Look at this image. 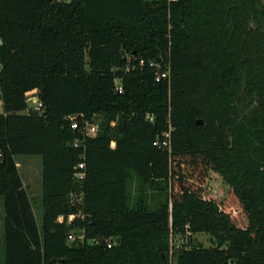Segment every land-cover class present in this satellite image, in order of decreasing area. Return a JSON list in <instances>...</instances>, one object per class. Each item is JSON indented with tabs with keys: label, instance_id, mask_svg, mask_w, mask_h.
<instances>
[{
	"label": "trees",
	"instance_id": "obj_1",
	"mask_svg": "<svg viewBox=\"0 0 264 264\" xmlns=\"http://www.w3.org/2000/svg\"><path fill=\"white\" fill-rule=\"evenodd\" d=\"M0 99V264H264V0H0Z\"/></svg>",
	"mask_w": 264,
	"mask_h": 264
},
{
	"label": "rangeland",
	"instance_id": "obj_2",
	"mask_svg": "<svg viewBox=\"0 0 264 264\" xmlns=\"http://www.w3.org/2000/svg\"><path fill=\"white\" fill-rule=\"evenodd\" d=\"M31 106L35 104L32 101H29ZM4 112L3 102L0 99V113ZM16 160L21 163L26 161L27 164L20 168V173L22 179L25 180L27 187L30 188L29 195L34 208V212L38 223L41 225L43 220V204H42V157L38 155H27L21 154L16 156ZM29 161H34V168L32 164L28 163ZM30 171H34L31 175ZM209 186V197H214L218 202H222L230 192V186L225 182L222 175L218 172L212 171L211 179L207 182ZM5 211H4V199L0 195V261L5 259ZM195 241L202 243L204 246L212 245L211 237L205 233H197L193 237ZM188 238L184 235L177 234L173 237V246H181L186 243Z\"/></svg>",
	"mask_w": 264,
	"mask_h": 264
},
{
	"label": "built area",
	"instance_id": "obj_3",
	"mask_svg": "<svg viewBox=\"0 0 264 264\" xmlns=\"http://www.w3.org/2000/svg\"><path fill=\"white\" fill-rule=\"evenodd\" d=\"M151 64L152 65H156L157 67H160L159 63L152 62ZM169 77H170V70H162V71L158 72L156 79H157V81H161V80L167 79ZM118 89H119L120 92L123 90V87H122L121 84L118 85ZM30 100L35 104L33 106V110L36 111V112H41L42 108H43V103L39 100V98L36 95L33 94V95H31ZM71 120H72V125H71L72 128L80 129L83 133H85L87 135H94L98 131V125L95 124V123H90L88 121L85 122L84 126H80V122H79L78 116H72ZM80 144H81L80 140H75L74 141V146L75 147H79ZM75 177L77 179H80V180L85 177V162L84 161L79 163L78 170L75 172ZM73 218H75V214L69 215L68 220L71 221V220H73ZM64 219H65L64 216H61L58 219V221L63 222ZM69 238L73 239L74 236L70 235ZM108 245L111 246L110 243Z\"/></svg>",
	"mask_w": 264,
	"mask_h": 264
},
{
	"label": "crops",
	"instance_id": "obj_4",
	"mask_svg": "<svg viewBox=\"0 0 264 264\" xmlns=\"http://www.w3.org/2000/svg\"><path fill=\"white\" fill-rule=\"evenodd\" d=\"M28 163H30V164H32V167L34 168V164H36L34 161L32 162V161H29ZM25 164H27L26 163V161H22L21 163H19L18 161H17V165H18V167H19V170H20V168L22 167V165L24 166ZM34 171H30V174H28V175H31L32 173H33ZM22 176V175H21ZM23 182H24V185H25V187L27 188V190H28V193H29V190H31L30 188H28L27 187V184H26V182H25V180H23ZM41 186H42V183H41ZM30 196V195H29Z\"/></svg>",
	"mask_w": 264,
	"mask_h": 264
},
{
	"label": "water",
	"instance_id": "obj_5",
	"mask_svg": "<svg viewBox=\"0 0 264 264\" xmlns=\"http://www.w3.org/2000/svg\"><path fill=\"white\" fill-rule=\"evenodd\" d=\"M198 123H202V120L200 119L199 121H198ZM71 144L69 143V146H70Z\"/></svg>",
	"mask_w": 264,
	"mask_h": 264
}]
</instances>
